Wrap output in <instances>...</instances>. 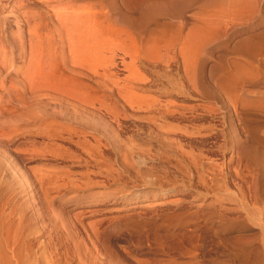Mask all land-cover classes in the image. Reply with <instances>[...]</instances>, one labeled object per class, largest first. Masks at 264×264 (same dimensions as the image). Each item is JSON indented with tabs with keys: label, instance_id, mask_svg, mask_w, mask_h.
Returning <instances> with one entry per match:
<instances>
[{
	"label": "rangeland",
	"instance_id": "rangeland-1",
	"mask_svg": "<svg viewBox=\"0 0 264 264\" xmlns=\"http://www.w3.org/2000/svg\"><path fill=\"white\" fill-rule=\"evenodd\" d=\"M238 1L254 4L250 11L241 8L244 13L240 19L237 13L241 9L239 11V7L236 9L234 5ZM131 2L0 0V5H4L0 10V41L11 47L9 30L14 25L13 14L27 20V25L23 26L24 32L32 27L43 35L47 32L48 21L56 23L55 10L62 6L71 11L83 8L82 28L88 47L85 51L84 74L80 77L81 91L89 98H116L120 93H126L127 86H134L133 82L137 78L145 77L151 85L133 89L137 94L174 99L184 107L194 106L193 111L184 108L185 112L195 116V123L205 126L201 128V133L179 135L185 151L201 153L205 157L200 160V166L190 164V169L193 168L190 174L193 186H187L188 183L182 186L185 185L182 180L188 182V178L179 176L172 186L181 189L179 192L161 199L150 194L137 195L138 204L149 203L151 207L148 208L143 206L128 210L126 207L129 204L111 200L120 195L119 189L125 186L138 187L140 192L147 189L140 188L142 183L127 178L128 173L122 171L120 178L117 177L114 169L123 165L125 159L160 168L166 163L163 161H179L177 148L170 141L147 137L146 131H136L127 117L114 118L102 112L97 113L104 114L101 117L92 114V111L88 113L90 110L87 107L78 111L68 107L66 111L55 101L49 106L55 120L66 119L69 113V122H75L91 132L99 131L103 138L99 135L101 143L91 149V153L87 152V143L76 144L64 140L55 141L54 147L51 146L46 152L37 144L26 145L32 138L24 142L23 139H4L1 137L0 124V264H182L195 257L201 264H264V145L258 142V137L264 136V113L232 116L233 107L227 103H235L239 110L244 95L228 98L225 105L204 91H181L174 95L160 86L157 89L152 82L157 77L163 83L175 82L173 72L176 67H181L180 45L189 21L197 26H202L208 20L219 21L220 24V32L196 56L201 88L208 85V81L211 83L212 75L226 62L264 64V0H163L164 39H169L177 26L182 27L180 39L173 48L168 47L175 51L177 62L167 68L159 62L141 60L144 54L143 37L146 35L139 26L124 27L121 36L125 39V48L122 50L110 45L112 36H102L106 30L103 26L108 22L119 21L122 24L128 20L127 16L118 20V15L112 12L121 3ZM189 2L191 9L186 7ZM235 10L238 11L235 13ZM52 31V41L58 44L57 28L53 25ZM99 33L100 41L92 44L97 41L92 36H98ZM158 35L156 31L152 32L153 39H159ZM132 40L133 45L130 44ZM252 44L255 49L251 52L249 48ZM133 53L138 58L133 59ZM24 62L22 58L15 60L19 68ZM55 71L58 74L64 72L59 62L56 63ZM67 75L68 84H72L69 87L74 88L76 78ZM236 90H247L249 94L264 92V81L242 83ZM220 115L226 117L220 119ZM224 132H227L229 139L228 148L225 149L220 136ZM86 137L94 143L92 137ZM227 159H230L231 167L238 165L247 202L254 208L247 209L246 212L250 211L248 216L243 210L221 211L222 219L217 218L215 221L212 215L217 210L213 208V200L224 197L223 205L233 206L232 192H238L234 182L228 177L229 189L225 190L226 187L222 186L215 190L216 193L211 190L195 194L193 190L199 183L197 172L207 173L204 168L201 169L202 164L209 161L219 163ZM62 171H69L73 175V182L68 185L65 180L64 185L57 187L54 173L60 174ZM231 172L228 175L233 179ZM149 175L152 173L146 171L142 177ZM161 201L162 205L155 206ZM184 232L186 239L181 238ZM199 244L200 248L197 247Z\"/></svg>",
	"mask_w": 264,
	"mask_h": 264
},
{
	"label": "bare ground",
	"instance_id": "bare-ground-1",
	"mask_svg": "<svg viewBox=\"0 0 264 264\" xmlns=\"http://www.w3.org/2000/svg\"><path fill=\"white\" fill-rule=\"evenodd\" d=\"M132 1L133 2L130 4L121 3V6L115 7L112 12L118 15V20L119 18L121 19L122 16H127L128 20H122V24L119 21L115 23L108 22L103 26L106 30L103 31L102 36L107 38L112 36L113 39L110 45L122 50L125 48V39L121 36L124 27L126 25L130 27L139 26L142 30L141 32L146 35L143 37L144 54L141 56V60L152 63L159 62L165 68L170 67L171 63L177 62L175 51L170 49L173 48L176 41L180 39L182 27L180 25L177 26L169 39L165 40L163 35V0ZM248 2H244L245 4H243V2L241 3L238 1V3L234 5L236 9L239 7V11L241 8H245V10L249 9L250 11L253 9L254 4L252 2L248 4ZM188 6L189 8L191 7V2H189L186 7ZM2 8H4V5H0V10ZM237 11L235 10V13ZM242 11L243 9H241V12L237 13L239 19L243 16L244 11ZM84 12L83 8L74 9L73 11L68 10L66 6L58 8L54 11L56 23L52 24L48 21L46 23L47 32L43 35L29 26L26 31L27 33L24 32L23 26L27 25V20L23 19L18 14H13L14 25L9 30V35L12 38L10 39L12 41L11 47L10 44L7 45L4 41H0V124L2 125V128L0 127L2 136H0L8 141L23 139V142L26 141V139L32 138V140L28 141V144H26V142L24 144L29 145L30 143L33 144V146L37 144L38 147L46 152L50 150L51 146L54 145L53 143L57 140H64L65 142L72 141L76 144L87 143L89 144L86 148L87 152L91 153V149L100 145L103 135L101 136L100 133H98L99 131L91 132L88 131L89 129L86 127L83 128L74 124L75 122H69V113H67L66 119L55 120L52 117L49 106L56 101L66 108V111H68V107H71V109L75 111L87 107L90 110L88 113L92 111V114L98 115L97 113L100 112L101 114L102 112L114 118L118 116L127 117L136 131L143 130L144 132L146 131L147 137L149 138H159L166 142H172L175 148H177L180 156L179 161L176 159H171L173 161H163L166 163L161 166L158 163L160 168L156 167L157 165L143 166L132 161L128 162L127 159H125L124 164L121 165L119 160L121 166L114 169L116 173H113L119 178L122 171L124 174L128 173L126 174L127 178L142 183L140 188L147 187V189L140 192L138 191V187L125 186L124 189H119L118 193L120 195L110 199L119 202V204H129L128 207H126L128 210L143 206L148 208L150 206L149 203L148 205L138 204L139 199L137 195L143 196L150 194L155 198L161 199L165 195L167 196L179 192L181 189L172 187L174 186L173 184L178 181L179 176L180 178L184 176L188 178V182L186 179L182 180L184 181L183 184H185L182 186H186V183H188L187 186H193L190 182V174L191 171L193 172V168H191V170L190 166H198L200 160L205 157H203L201 153L197 154L185 151L182 148L179 135L193 134L194 132L201 133V128L205 125L195 123V116L192 114L187 115L185 112L184 108L193 111L195 107L192 105L184 107L174 99H160L139 95L137 94L138 92H134L133 89H143L145 86L151 85V82L145 77L137 78V80L133 82V84H135L134 86H132L131 83V86L126 87V93H120L116 98H89L85 96L81 91L82 82L80 79L84 74L85 51L86 47H88L86 46L82 28V16ZM189 18L192 19V17ZM52 25L57 28L58 44H54L52 41ZM186 29L187 31L180 45L181 67H176L173 72V74H175V82L172 83L167 81L163 83L159 81L161 78L158 79L159 77H157L154 81L150 79L153 85L157 89L160 86L162 89L167 90L168 93H174V95L176 93L179 94L181 91L193 93L204 91L209 94L212 99L221 101L225 105L228 98L244 95L241 100V106L239 105V110L236 108L235 103H227L228 106L233 107V109H231L232 116L262 115L264 113V92L257 91L254 92V94H251L252 92L249 94L246 92L247 90H241L239 92L236 88L242 83L264 81V64L252 62H226L225 65L218 68V71L216 70L217 72H215L216 74H214V76L212 75L210 79L211 83L208 81V85L201 88L199 85L201 83L199 82V78L201 77L198 76L200 71L198 72L196 56L200 49L220 32V24L219 21L213 22L208 20L206 22L204 21L202 26H197L194 22L189 21ZM154 31L159 34V39L152 38V32ZM99 37L100 33L98 36L93 35V40L97 41H94L92 44L99 42ZM163 39L164 42H162ZM133 43L132 40L130 44L133 45ZM161 43H163V45ZM254 49L255 45H250L249 50L252 52ZM131 57L136 59L138 55L133 53ZM16 58L24 59L25 62L22 67L19 68L16 66ZM58 62L63 66L64 71L59 74L55 71L56 63ZM66 73L76 78L74 81L76 82V86L74 85V88L69 87L71 83L68 84V75ZM168 76L169 78H173L170 75ZM104 114L100 116L102 117ZM222 117L221 115L219 116L220 119H223ZM217 120L219 121V119ZM198 121L200 122L201 120ZM224 123L222 124L224 125ZM212 125L215 126L216 124ZM118 126H120L119 123ZM86 136L92 137L94 143H91ZM220 136L223 138L222 146L224 149L228 148L229 139L227 140V132L220 134ZM258 142L262 143L263 146L264 136H259ZM157 143H159V141ZM257 152L258 154L260 153L259 151ZM262 155L264 156V151ZM93 156H96V154ZM97 157L99 156L97 155ZM185 160H187V162H185ZM116 162L117 161H115L114 164H116ZM203 168L207 173L204 174L201 171L197 172L199 183L195 185V189L193 190L196 192L195 194H201L202 192L208 193L211 190L215 191L222 186L226 187L225 190H228V177L234 182L238 190V192H232L234 197L233 206H224V197H216L213 200V208L217 210V213H212H215V215H212L215 217V221L222 216L221 211L243 210L244 214L248 216V212L250 211L246 212L247 209L250 207L254 208V205L247 202L248 198L246 192H244L243 178L238 165L231 167L230 159H227L219 163L213 161L206 162L202 164L201 169L203 170ZM230 170L234 175L233 179L228 175ZM146 171L151 172L152 175L143 178L142 175ZM68 172L69 171H62L60 174L54 173L55 185L57 187L64 185L65 180H67L66 184L73 182V175ZM50 176H52V174ZM79 183L81 184V182ZM52 184L51 186L53 187ZM168 185H170V187H168ZM185 197H188V195H185ZM183 200L186 199L184 198ZM162 202L163 201L155 203V206L162 205ZM221 219L222 218H220V220ZM181 238H187L185 232L182 233ZM197 247L200 248V244ZM11 252L13 253V251ZM182 264L201 263L195 257L193 260Z\"/></svg>",
	"mask_w": 264,
	"mask_h": 264
}]
</instances>
